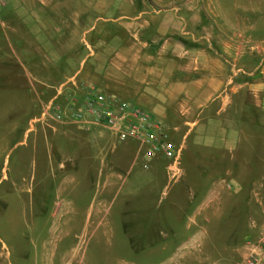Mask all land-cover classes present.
I'll return each mask as SVG.
<instances>
[{"label": "crops", "instance_id": "crops-1", "mask_svg": "<svg viewBox=\"0 0 264 264\" xmlns=\"http://www.w3.org/2000/svg\"><path fill=\"white\" fill-rule=\"evenodd\" d=\"M35 1L6 0L5 7L0 10V136H18L22 138L21 143L28 140L34 144L44 142L54 159L62 150L60 143L51 142L54 135L67 134L77 146L82 144V131L75 124L40 116L41 107L51 94L48 89L51 82L76 77L78 84L73 91L78 94L79 85H95L110 97L123 100L122 95H127L136 98L137 102L131 104L147 108L162 122L167 138L184 145L186 152L181 154V159L187 157L189 168L182 166L181 161V176L172 181L165 166L162 169L152 165L161 158L156 156L142 169L147 171L149 182L153 180L152 176L161 175L165 184L160 190L154 188L160 193L158 199L168 196L167 192L173 186L176 188L174 198L165 207L158 206V202L153 205L137 203L128 199L132 194L129 190L126 200L118 203L115 201L120 194L118 186L138 161L134 157V143L135 148L130 147L128 157H122L128 167L113 170L111 182L103 183L100 179L99 188L102 192L112 193V199L107 205L103 201L97 203L96 215L101 216L93 224L94 234L112 236L119 229L131 247L137 242L132 250L138 258L147 252V245L149 250L153 248L150 244L157 238L160 243L155 252L159 253L168 248L165 239L174 237V245L159 264H195L194 242L200 240V236L203 239L205 234L203 229L201 235L194 232L195 211L196 223L206 226L225 224V220L221 221L227 216L225 213L221 218L217 216L210 220L209 209L216 208L214 206L224 210H244L239 217L243 223L249 217L247 209L262 207L255 198V190L259 171L264 177V44H193V32H188L189 44H166L168 39L164 44H139L158 49L159 57L152 56L147 60L136 57L131 62H123L121 67L113 62L101 66L95 58L86 70L81 60L82 67L75 69L73 74L65 73L62 67L70 64L68 53L63 54L49 44H58L59 41L53 39L58 40L63 31L45 24L48 11L54 15L60 6L53 5L54 0H41L51 9L38 10L34 8ZM4 44L8 49H3ZM18 44H38L42 54L37 56L26 49L19 56ZM134 45L123 46L130 49ZM46 48L52 52H46ZM51 74L55 77L51 78ZM31 114L36 115L27 122ZM24 116L20 124L19 120ZM189 138L191 149L186 146ZM199 148L201 152H198ZM214 163H218L217 170L211 169ZM63 170L66 176L69 169ZM119 171L125 174L121 175ZM92 172L99 179L102 169L89 171V176ZM143 189L141 193L151 191V187ZM150 214L154 228L145 234L144 223L146 215ZM167 214L174 216L177 224L180 219L178 227L163 224ZM248 225H254V221L250 220ZM137 226L138 230H143L128 232ZM0 264H3L1 252Z\"/></svg>", "mask_w": 264, "mask_h": 264}, {"label": "rangeland", "instance_id": "rangeland-1", "mask_svg": "<svg viewBox=\"0 0 264 264\" xmlns=\"http://www.w3.org/2000/svg\"><path fill=\"white\" fill-rule=\"evenodd\" d=\"M35 2V9H51L41 0ZM52 4H58L60 10L54 15L49 10L45 24L63 31L58 40L53 39L59 41L58 44H49L63 54L68 53L70 64L62 67L65 73L73 74L81 66V60L86 70L95 58L101 66L113 62L121 67L123 62L136 57L143 60L159 57L158 49L139 44H164L167 39L166 44H189L188 32H193V44H264V0H54ZM124 44L136 45L128 49ZM18 47V55L20 52L23 55L26 49L34 51L37 56L42 54L38 44H18ZM3 49L8 46L4 44ZM47 49L46 52H52ZM115 74L119 75V72ZM75 84H78L76 77L51 82L48 99L62 86L64 91L57 101L65 105L70 96L78 94L73 91ZM90 87H96L108 96L95 85H79L80 94ZM122 97L123 100L116 99L137 102L132 96ZM144 110L149 112L147 108ZM35 115L31 114L27 122ZM25 116L19 120L20 124ZM81 131L83 141L80 146L67 134L52 137L51 142L60 143L62 148L56 159L44 142L34 144L28 140L21 143V137L0 136V252L3 264H136V261L139 264H159L174 245V237L166 238L168 248L157 253L155 250L160 243L157 238L150 244L153 248L149 250L147 245V252L138 258L132 250L137 242L131 247L119 229L112 236L94 234L93 224L101 216L96 215L97 203L103 201L107 205L112 199V193L102 192L99 188L100 179L103 183L111 182L113 170L128 167L122 157L127 158L130 147L135 148V145L133 141L118 142L107 130L99 127ZM37 136L41 137L40 134ZM166 139L175 148H181L180 168H189L187 157L181 159V154L186 152L184 145L172 142L167 136ZM191 142L189 138L188 149L192 147ZM134 151L138 161L119 184L120 194L115 201L126 200L125 196L131 190L129 200L151 205L158 202V206L165 207L174 198L176 188L173 186L168 190V196L158 199L160 193L156 190L165 183L161 175L152 176L153 180L148 181L136 148ZM158 156L162 159L152 165L162 169L165 166L166 169L168 160L161 154ZM59 163L65 170L69 169L66 176ZM244 165L243 162V177ZM218 167V163L211 165V169L217 170ZM95 169H102L99 179L93 172L89 176V171ZM119 173L125 174L124 171ZM257 182L255 198L264 208V177L260 171ZM147 187H151V191L141 193V188ZM214 207L209 209L210 220L225 213L227 216L221 219L225 224L202 226L196 223L197 211L194 210V232L201 235L205 231L203 239L200 236V240L194 242L195 264H238L247 258L251 248L260 244L264 233V209H247L249 217L243 223L239 217L244 210ZM152 217V214L146 215L145 234L154 228ZM250 220L254 225H248ZM175 221L174 216L167 214L163 224L178 227L180 219L179 224ZM142 230L137 226L128 232ZM260 245L264 249V243Z\"/></svg>", "mask_w": 264, "mask_h": 264}, {"label": "built area", "instance_id": "built-area-1", "mask_svg": "<svg viewBox=\"0 0 264 264\" xmlns=\"http://www.w3.org/2000/svg\"><path fill=\"white\" fill-rule=\"evenodd\" d=\"M5 5L6 0H0V10ZM63 91L61 86L44 102L40 111L42 118L72 122L84 130L99 127L107 130L118 142L133 141L144 168L161 154L168 160L166 170L169 177L172 180L180 178L181 148H175L167 141L162 122L152 114L129 102L108 97L96 87L70 96L63 105L57 101ZM259 243H264V233ZM260 244L251 248L247 258L238 264H264V249Z\"/></svg>", "mask_w": 264, "mask_h": 264}]
</instances>
